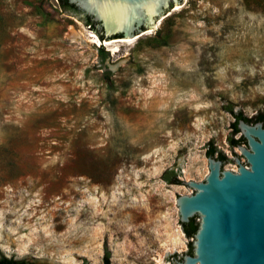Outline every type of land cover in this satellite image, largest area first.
Masks as SVG:
<instances>
[{"label":"rangeland","instance_id":"374dc122","mask_svg":"<svg viewBox=\"0 0 264 264\" xmlns=\"http://www.w3.org/2000/svg\"><path fill=\"white\" fill-rule=\"evenodd\" d=\"M87 14L0 0V258L177 264V198L211 146L235 170L233 114L264 111V0L170 6L115 52Z\"/></svg>","mask_w":264,"mask_h":264},{"label":"water","instance_id":"95a60500","mask_svg":"<svg viewBox=\"0 0 264 264\" xmlns=\"http://www.w3.org/2000/svg\"><path fill=\"white\" fill-rule=\"evenodd\" d=\"M93 20L111 47L128 45L165 20L170 6L190 0H65ZM238 130L249 149L238 147L249 164L236 172L207 156L204 182H188L195 192L176 200L179 223L200 219L192 253L177 264H264V128L242 119Z\"/></svg>","mask_w":264,"mask_h":264},{"label":"trees","instance_id":"16d2710c","mask_svg":"<svg viewBox=\"0 0 264 264\" xmlns=\"http://www.w3.org/2000/svg\"><path fill=\"white\" fill-rule=\"evenodd\" d=\"M58 3L61 6V8H63V9L76 10L75 6L68 4V2L65 0H58ZM86 24L90 28L93 26V22L91 21V19L89 17H86ZM92 28L94 29V27H92ZM98 38H99V40H103L102 35H99ZM97 51L102 58H105L108 55L107 52H104L103 48H101V47H99V49ZM229 112L232 113V110L230 109ZM233 116H234V118L243 119L245 121H250L249 118L244 117L240 113L239 114H233ZM255 118L257 120L264 121V111L260 112L257 116H255ZM231 127H232L231 128V138H229L228 143L231 147H234L237 145L238 142H237V140L233 139L232 136L237 132V129H236L234 123L231 125ZM215 153L220 154L219 152H216V150L213 146H211V148L208 149V151H207V156L209 155V156L213 157L215 155ZM161 177L164 181H166L168 183H179L175 179V176L170 171H165ZM179 225L182 229V232L184 233V235L187 238H194V234L198 228V223L195 222V218H191L188 223H184V224L179 223ZM187 253H189V254L192 253V245L191 244L189 245V250ZM103 262H104V264H109V255L108 254H106L104 256ZM0 264H33V263L27 262L26 260H15V259H11V258L10 259L0 258ZM82 264H88V263L83 262Z\"/></svg>","mask_w":264,"mask_h":264},{"label":"flooded vegetation","instance_id":"af4514ba","mask_svg":"<svg viewBox=\"0 0 264 264\" xmlns=\"http://www.w3.org/2000/svg\"><path fill=\"white\" fill-rule=\"evenodd\" d=\"M239 120H240V119H238V118H235V120H234V124H235V127H236V129H237V132L233 135V139L237 140L238 143H237V145L234 146V147H231V146L229 145V143H228V146L230 147V149H232V150L234 149V150H236V151L239 152L238 155L235 153V154H234V157L232 158V162H233L234 167H235V170H230V171H232V172H236V171H237L238 164L236 163V160H238L239 163H240L244 168L249 169V164L247 163L246 158H245L244 156H242L241 152L238 150V147H239V146H242V147H244V148H246V149H249V148H248V145H247V141L244 139V137L242 136V133H241V132L238 130V128H237V124H238V121H239ZM242 120H243V119H242ZM243 121H244L246 124L250 125V126H253V125L256 124V123H261V124H262V127L264 128V121L257 120L255 117L252 118V119H250V121H245V120H243ZM216 159L220 160L222 165L225 164V163L228 161V160L226 159L225 155L222 154L221 152H220V154H218V156H217ZM228 162H229V161H228Z\"/></svg>","mask_w":264,"mask_h":264},{"label":"bare ground","instance_id":"6f19581e","mask_svg":"<svg viewBox=\"0 0 264 264\" xmlns=\"http://www.w3.org/2000/svg\"><path fill=\"white\" fill-rule=\"evenodd\" d=\"M95 38H96V37H95ZM92 42H93L94 44H97V45L99 46V43H100V42H99V40H98L97 38H96V41L93 40ZM103 45H104V46H107V47L110 46V45H109L107 42H105V41H104ZM111 50H112L113 52H115V51H116L115 46H113V48H111Z\"/></svg>","mask_w":264,"mask_h":264},{"label":"built area","instance_id":"2783aa9c","mask_svg":"<svg viewBox=\"0 0 264 264\" xmlns=\"http://www.w3.org/2000/svg\"><path fill=\"white\" fill-rule=\"evenodd\" d=\"M87 28H88V29H90V27H89V26H87ZM96 38H97V37H96ZM98 47H99V46H98Z\"/></svg>","mask_w":264,"mask_h":264}]
</instances>
